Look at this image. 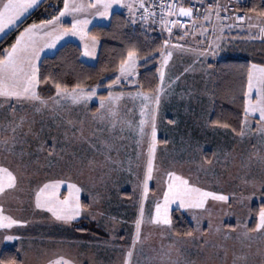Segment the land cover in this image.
I'll return each mask as SVG.
<instances>
[{
    "label": "rangeland",
    "instance_id": "1",
    "mask_svg": "<svg viewBox=\"0 0 264 264\" xmlns=\"http://www.w3.org/2000/svg\"><path fill=\"white\" fill-rule=\"evenodd\" d=\"M43 1L38 0L36 5L19 18L16 25L0 33V41L11 33L16 38L29 24L38 23L22 24ZM73 3L83 4L84 8L74 14L59 16L58 21L41 29L43 33L52 32V35L37 38V45L42 49L37 66L43 55L53 53L51 49L55 47L54 44H64L72 39H78L82 45L84 59L92 61L84 47L87 46V50L92 52L95 45L91 38L94 36L88 32L90 36L82 41L78 34L70 32L61 35L62 30L71 28L74 19H86L88 23L96 20L108 23L110 13L120 6V0H101L100 3L97 0H70V4ZM104 3H110L111 6L106 10ZM92 4L96 6L90 7ZM136 4L135 0H121L120 9H127V13L136 19ZM105 11L107 14L101 15ZM246 22L243 26L225 22L211 26L210 21H207L199 32L207 36L206 52H202L206 54L205 57L191 61L179 57L182 63L177 66L179 63L175 64V55L173 59L170 56L167 64L163 65L164 78L161 81L162 60L168 55L163 43L158 66L159 87H163L164 91L159 94V104L155 103L151 111L140 117V121L145 120L143 133L135 118L127 120L125 162L116 155L109 158L99 149L103 130L98 133L96 118L86 119L90 116L86 106L95 102L100 104L97 96L102 90H108L122 82L130 85L136 83L139 59L135 53L134 73H128V78L121 75L119 69L115 83H98L92 88H84L87 91L95 89V95L81 101L82 111H74L72 121L69 115L66 116L67 121L62 130H56L55 136L61 142L58 149L49 141L46 142L44 105L27 99L0 98V166L7 167L17 177L16 186L0 194V206L5 216L21 221L10 227L5 221L6 226L0 227V251L16 246L22 259L21 264H48L49 260L57 257H64L71 264H264V231L254 230L259 222V213L264 210V135L259 130L264 124L260 121L259 114L248 117V126L244 127L245 134L240 136L223 126L206 127L208 109H203L201 112L206 111V114L196 117L194 147L189 150L178 147L175 138L169 134L174 132L177 124L173 125L167 120L169 133L167 131L165 136L160 133L163 122H166L163 110L172 103L173 93H192L197 99L202 98L199 103L203 108L207 106L209 97L205 86L213 83V73L210 76L209 68H205L206 59L210 57L212 61L228 53L238 40L264 39V32L261 31L264 28L263 18L248 15ZM210 28H214L212 32ZM57 36L59 39L55 38ZM98 40L96 38V42ZM199 54L197 52L198 56ZM252 64L254 63L250 66ZM173 72H177V78L171 83L170 75ZM255 97L256 91L253 90L252 99L255 100ZM108 108L103 106L98 113L104 116ZM153 109L155 153L152 178L148 181L145 194L143 181L152 145ZM65 113L66 111L59 114L58 110L57 119H63ZM75 117L83 120L79 118L80 121L76 122ZM99 122L101 123V119ZM77 125H82L79 132L76 130ZM214 131L217 132L212 144L206 133L212 134ZM211 137L213 138V134ZM191 149H195L194 153ZM170 172L183 177L195 187L228 196L227 201L208 197L203 209L184 207L178 200H172L168 204L167 215L170 219L171 211L175 208L188 215L194 227L191 235H176L172 231V223L164 225L155 220L156 205L164 203ZM57 179L66 181L59 189L61 198L68 195V183L77 184L81 189V214L71 221L59 220L47 209L37 208L35 205V192L38 188L49 180ZM255 204L259 207V213L257 222L251 229ZM163 212L162 207L161 214ZM78 220H83V225L95 224L102 235L100 241L87 243L47 237V233L72 229ZM137 220H141L138 238ZM29 229L32 235L25 233ZM34 232L39 234L33 235ZM0 264L3 263L0 261Z\"/></svg>",
    "mask_w": 264,
    "mask_h": 264
},
{
    "label": "trees",
    "instance_id": "2",
    "mask_svg": "<svg viewBox=\"0 0 264 264\" xmlns=\"http://www.w3.org/2000/svg\"><path fill=\"white\" fill-rule=\"evenodd\" d=\"M248 15L264 19V0H246L237 5ZM63 8V0H44L22 24L40 22L57 15ZM247 23V22H246ZM21 24V25H22ZM89 33L100 40L98 57L95 63H87L82 59V49L75 42H66L52 55L42 57L39 63L38 94L45 98L56 93V85L68 90L79 85L81 88H92L95 84L108 85L114 82L121 62L127 60L132 51L141 61L136 83L122 84L102 90L104 96L111 89H140L156 92L159 86L158 61L163 50L166 35L151 23L132 18L124 11L111 14L107 24L93 25ZM15 34L11 33L0 41V55L4 49L14 42ZM235 47L219 58L210 61L213 69V83H209L208 91L212 98L213 109L210 115L212 125L223 126L236 134L240 133L244 119L243 105L247 91V72L251 63L264 66V39H241ZM259 207L253 205V218L250 228L257 222ZM172 231L179 236L193 233V224L182 210L171 211ZM78 220L72 229L65 232L47 233V237L60 239H83L87 241L101 239L95 224L83 225ZM34 231V230H33ZM25 230L27 235H32ZM34 232L33 235H38ZM0 261L9 264H21L22 259L16 246L0 251Z\"/></svg>",
    "mask_w": 264,
    "mask_h": 264
},
{
    "label": "snow or ice",
    "instance_id": "3",
    "mask_svg": "<svg viewBox=\"0 0 264 264\" xmlns=\"http://www.w3.org/2000/svg\"><path fill=\"white\" fill-rule=\"evenodd\" d=\"M101 0H97L100 3ZM38 3V0H6L0 4V33H4L10 26L17 24V21L21 16L24 15L30 8ZM64 7L60 10L59 16H64L66 13H76L84 8L83 4H70V0H63ZM95 4L90 7H95ZM104 8L107 10L111 5L110 3H104ZM140 6L144 8L143 0H141ZM162 10H167L168 16L177 15L184 17H192L193 9L178 7L175 3L170 5H161ZM211 7V6H210ZM217 8L219 6L217 5ZM147 9L145 8V12ZM107 11L101 13L106 15ZM264 15V13H262ZM217 17L219 14L217 12ZM59 17L53 16L51 20L40 21L39 24L32 23L19 32L16 36L15 42L10 45L9 48L4 49L2 55H0V98L3 99H27L39 102L41 105H48L49 100L54 104L60 103L61 97H66L73 103H78L81 100L91 99L95 95V89L87 91L81 88L79 85L75 86L71 91L66 88H62L61 85H56V96L49 99L42 98L36 91L39 83L38 73L39 68L37 61L39 60L40 52L42 49L37 45V38L41 35H52V32L43 33L41 29L45 25H52L53 22L58 21ZM205 20L209 19L208 15L204 16ZM236 19L243 20L244 16H237ZM88 21L85 20H73L71 28H65L62 30L61 35H67L68 33L79 34L83 39L86 33L83 31V26L87 25ZM163 26L167 27L169 33L172 32V26L176 25L178 21L170 20L167 17H163L160 21ZM195 23V22H194ZM78 25L80 27H78ZM264 32V28L261 29ZM59 39V36L55 37ZM92 43L95 45L96 38L92 37ZM164 44L167 45L168 41L165 40ZM47 45H45L46 47ZM87 55H93L92 52L87 50ZM171 52L165 56L162 60V67L160 70V79L163 81V65L167 64L168 58L171 56ZM136 57L132 51L128 52V58L121 62L120 73L128 78V73H134ZM119 80V77H117ZM115 83V82H114ZM253 90L256 91L255 100L252 99ZM163 87H158L155 94V103L159 104V94L163 92ZM137 95L148 100L149 97L143 92L137 93ZM246 97L243 105L244 119L239 135L245 134L244 127L248 126V117L256 113L259 114V119L264 124V66L252 64L247 72V91L244 92ZM118 96H113L109 93V102H114L118 99ZM104 106V98H101V107ZM142 117L145 115L144 109H141ZM23 120V118H21ZM151 135L152 145L149 149V158L147 162V171L143 181L144 192L147 193L148 181L152 178L153 172V159L155 153V139H156V128H155V109H153L151 115ZM145 120L140 121V131L143 133V126ZM260 133L264 135V127L259 128ZM15 131V128L13 129ZM235 132V129H233ZM170 182L168 184V190L164 193L163 205H156V222L163 223L164 225H170L172 223L170 217L167 215V206L172 200H178L184 207H194L203 209L205 207V201L208 197H213L216 200L227 201L228 196L221 193L209 192L204 189L195 187L190 184L188 180L183 177L177 176L174 172L168 173ZM64 180H49L38 188L35 192V205L37 208H44L51 212L57 219L65 222L71 221L75 217L81 214L82 205L80 203V192L81 189L77 184L68 183V195L61 198L59 189L61 185L65 184ZM17 184L16 175L10 171L7 167L0 166V194L4 193L7 189H12ZM163 207L164 212L161 214V208ZM143 209L141 208V217ZM5 221L7 226L13 224H19L21 221L13 219L11 216H5L3 208L0 206V227H5ZM141 220L136 221L137 227V238L139 236ZM254 230L264 231V210L259 213V222L255 225ZM191 235V233H188ZM12 239V237H7ZM131 255V252L128 253ZM9 264H15L14 261H10ZM48 264H71V261L66 260L64 257H57L55 260H49Z\"/></svg>",
    "mask_w": 264,
    "mask_h": 264
},
{
    "label": "crops",
    "instance_id": "4",
    "mask_svg": "<svg viewBox=\"0 0 264 264\" xmlns=\"http://www.w3.org/2000/svg\"><path fill=\"white\" fill-rule=\"evenodd\" d=\"M4 1L6 2V0H0V4H2ZM135 1L137 4H136V7L134 10L136 11L137 8L139 7L140 3H141V0H135ZM120 6H121V0H120ZM120 6L117 9L113 10L110 13V16L115 11H124L127 13V9H125V8L120 9ZM135 11H134V16H135ZM59 13L55 16L59 17ZM47 20H51V18L47 19ZM47 20H44V21H47ZM89 22L90 23H87V25L83 26V31H84V33H86V35L84 36L83 39L81 38L82 41L90 36V35H88V32L93 25L107 24V23H101V21H98V20L89 21ZM37 24H39V22ZM206 37L207 36L205 34H198L194 38L182 40L180 46L169 45L165 48L164 51H166V53L171 52L172 53L171 54L172 59L175 55V64L179 63L177 66H179L182 63V60L178 59L179 57H181L182 59H186L188 61L189 60L190 61L191 60H199L200 58L202 59V57L204 58L205 57L204 55H206V54L202 53V52H206V50H205L207 48L206 47L207 45H205V43H206L205 38ZM73 41L80 45L78 39H72V40H69L68 42H73ZM61 45L62 44H60V43H57V45L54 44L55 47H53V49H51V50H53L52 51L53 53H49V54L47 53V54L43 55L42 57H44L46 55L54 54ZM80 46L82 49V59L87 63H91V64L95 63L97 60V57H98L100 40H98L96 42L95 46L92 48L93 55H88L92 59V61H87L84 59V49H83L82 45H80ZM170 48H171V50H170ZM197 52H200L199 56L197 55ZM194 54L196 55L195 57H194ZM210 61L211 60L209 57V59L205 60L206 66H205V64H203V65L205 66L206 69L209 68L208 70H209V74L211 76V74L213 73V70H212V66L210 64ZM170 62H171V60H170ZM183 62H184V60H183ZM140 63H141V61L139 60V62L137 64L138 72H139ZM210 76H209V78H210ZM170 77H171L170 82L171 83L174 82L177 78V72L171 73ZM125 83L126 82H122L120 85H115L114 87H119ZM208 87H209V83L205 86V90L208 91ZM140 92H143L146 96L149 97V99L145 100L143 97L137 95V93H140ZM109 93H112L113 96H118L119 98L116 99L114 102H109V100H108ZM155 94H156L155 92H146V91H143L140 89H126V90L120 89V90H117V89L113 88V89L109 90V92L107 94H105L104 96H101V95L97 96V99H99L100 101H101V98H104V107L105 106L109 107L107 112L104 114V116H102V115H100V113H98L99 110H101V103L99 104L98 102L97 103L95 102V103H91V104L86 106L88 113L90 115L88 118L86 117V119L92 120L93 117L96 118V122H95L96 126L95 127L98 130V133L100 131L102 132V130H103V136H100L103 138L101 139V142L99 144V149H101L104 153H106L107 157L110 158V157H114V155H116L119 158H121L123 162H125L127 160V120L129 118H131V119L135 118V120L140 123V117H142L141 109L142 108L144 109L145 115L147 112L151 111V109L155 105ZM55 96H56V93L52 96L45 97V98H51V97H55ZM172 97H173L172 103L167 105L165 107V109L163 110V113L165 114L164 119H166V122L165 121L163 122L164 125L162 124V129H161L160 133H161V135H164V136L167 134V131L169 133V130L167 129V127L169 126V123L167 120L172 122L173 125L177 124L176 128H174V132L169 133V134H172V136L175 138L176 144L178 147L184 148L185 150H189L190 148L194 147V141L193 140L195 137L196 117L201 115V114H203L205 116V114H206V111L201 112V111H204L203 109H205V108L208 109V112L206 114L207 115V126L206 127H210V126L214 127L210 122V115H211L212 106H213L212 98H211V95L209 94V91H208V97H209L208 99L209 100L207 102V106H205L203 108L202 107L203 105H201L199 103V101L202 100V98L197 99V97H195L192 93L178 92V93H173ZM81 101H86V100H81ZM81 101L78 103H72L70 99H68L66 97H61L59 104L53 105L49 101L48 105H46V106L44 105L43 117L45 119V126H46V131L44 129V135L46 134V139H47L46 142L49 141L57 149L61 147V144H60L61 142H60L59 138L55 136V132H56V130H59V131L62 130L63 125L67 121L66 116L69 115L70 120L72 121L74 111H78V110H80V112L82 111ZM68 102H70V103H68ZM84 107H85V105L83 106V109H84ZM58 110H59V114H62L63 112L66 111V113L63 116V119L61 117L57 119L56 113ZM79 118L75 117L76 122L80 121L81 118L80 119ZM99 119H101V123L99 122L100 124L98 123ZM81 120H83V118ZM122 126L124 129L122 128ZM81 127H82V125L80 127L77 125L76 130L78 132L81 131ZM216 132L217 131H214L212 133L213 138L211 137L212 136L211 133H206L207 139L209 141H211L212 144H214L215 140H213V139L215 138L214 136H215ZM160 137H163V136H160ZM191 151L194 153L195 149H191ZM185 154H186V152H185ZM192 156L194 158V154ZM75 240L77 242L83 241V242H87V243H95L97 241H100L99 239L98 240H91V241H87V240H83V239H75Z\"/></svg>",
    "mask_w": 264,
    "mask_h": 264
},
{
    "label": "built area",
    "instance_id": "5",
    "mask_svg": "<svg viewBox=\"0 0 264 264\" xmlns=\"http://www.w3.org/2000/svg\"><path fill=\"white\" fill-rule=\"evenodd\" d=\"M246 0H143L144 8L140 5L135 11L136 18L147 21L164 32L169 45L180 46L182 40L196 37L202 25L210 21L211 26L216 23L225 22L235 26H243L247 21V12L237 7L238 4ZM175 3L178 7L192 8L193 16L184 17L182 15L168 16L167 10H162L161 5H170ZM217 5L219 8H217ZM211 6V7H210ZM145 8L147 11L145 12ZM217 12L219 18L217 17ZM208 15L209 19L205 20L204 16ZM237 16H244L243 20L236 19ZM163 17L170 20H176L178 23L172 26V32L167 31L160 21ZM195 22V23H194ZM214 28H210L211 32ZM164 40V41H165Z\"/></svg>",
    "mask_w": 264,
    "mask_h": 264
}]
</instances>
